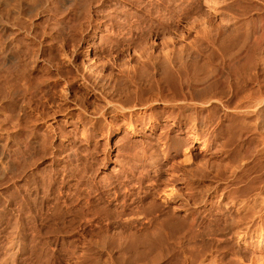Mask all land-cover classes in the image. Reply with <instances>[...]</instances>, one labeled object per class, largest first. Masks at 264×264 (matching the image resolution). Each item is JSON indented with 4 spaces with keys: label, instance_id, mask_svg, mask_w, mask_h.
Listing matches in <instances>:
<instances>
[{
    "label": "rangeland",
    "instance_id": "1",
    "mask_svg": "<svg viewBox=\"0 0 264 264\" xmlns=\"http://www.w3.org/2000/svg\"><path fill=\"white\" fill-rule=\"evenodd\" d=\"M125 7L111 13L109 17H112L107 16L109 19L103 18L105 21L99 28L103 33H99L105 40L92 39L91 30L88 41L75 47L79 49L77 67L81 66V60L91 59L92 63L100 64L97 70L101 73L119 77L118 65L123 61L129 66L139 63L140 52L131 40L141 42L143 55L164 53L162 50L167 47L183 44L189 48L190 55L198 56L193 55L197 57L193 61L210 63L217 69L215 79L211 80L217 81L216 86L211 92L222 102L212 103L210 107L194 103L191 111L196 121H190L183 118L189 111L175 105L165 108L161 101L150 100L147 108L136 110L143 116L137 125L123 124L122 116H117L110 127L105 123L107 115L97 111L107 104L103 97L86 96L87 91L81 87L73 90V95L68 93L79 105L83 103V96L87 97L89 116L68 103V109L57 114L54 120L47 118L51 126L64 132V138L54 136L46 140L48 147L45 144L44 152L34 143L32 152L27 150L28 156L23 151L27 163H38L46 186L59 182L61 201L79 207L91 200L90 236L81 221L74 237L60 240L61 243L75 240L73 250L62 253L68 258L66 261L71 260L66 264L73 261L86 264V260H81L89 237L93 241L91 264H104L106 260V264L110 261V264H120L127 259L134 264H264V105L257 107L261 113L252 106L258 92L264 95V61H260L264 58V0H143L140 8ZM124 16L128 17L123 23ZM49 53L64 66L65 57L60 48L55 47ZM67 72V75L76 74L73 68ZM130 81L135 83L137 78L123 80L125 85L120 82L116 86L129 84L126 88L129 89L133 86ZM62 82L60 86L66 88ZM167 85L170 89L164 87L163 93L171 94L168 98L180 97L185 91L180 81ZM171 85H174L172 89ZM211 92L206 95H212ZM61 99L59 96L55 101ZM69 115L73 116L72 124L66 123ZM37 128L49 130L43 123ZM1 137L0 141L7 146L5 150L11 153L14 139ZM202 142L208 148L200 153ZM61 143L66 144V150L60 149ZM70 149L74 153L72 159L65 157ZM185 152L192 156L189 163L182 162ZM30 154L38 155L33 157L37 161L30 159ZM30 172L25 166L18 176H5L0 180V188L13 183L23 186L36 183L37 177ZM170 186L180 193L174 201L162 198ZM8 196L13 195L8 193ZM186 208L188 213H195L196 226L190 221V213H184ZM105 236L113 242V250H103L97 245ZM8 239L9 234H1L0 264L6 256L4 248L8 246L5 244L9 243ZM118 242L124 243L125 252L120 251ZM55 250L51 247L45 263L52 264ZM25 256L20 247L13 262L22 264Z\"/></svg>",
    "mask_w": 264,
    "mask_h": 264
},
{
    "label": "bare ground",
    "instance_id": "2",
    "mask_svg": "<svg viewBox=\"0 0 264 264\" xmlns=\"http://www.w3.org/2000/svg\"><path fill=\"white\" fill-rule=\"evenodd\" d=\"M142 2L143 0H0V138H2L1 136H4L5 138H13L15 143L13 151H10L11 153H8L5 150L7 146L4 147V143L0 141V180L7 175H10L11 177L18 176L20 173H23V171L25 170V166H27V168H29L31 171L30 173H32V175H34L38 179L36 183L34 182V184L30 185L28 184L23 186L21 184L17 185L13 183L12 186L0 188V236L1 234L3 235V233H6L9 234L10 239H8V244L5 243L6 246H8H5L7 249L4 248L6 251L4 252V255L6 254V256L3 257L2 264H15L14 262L16 261L13 262V258L16 251L18 250V248L20 249V247L24 250L26 255L21 260L22 264H47L45 263V256L47 255L51 247H55V249L57 248V250H55L57 251L56 256L55 254V257L52 256V264H66V262L68 263V261L71 260L66 261L68 258H65L63 256V251H69L70 253L72 249L71 247L74 248L73 243L75 242V240L74 242L72 241V239L68 240L71 241L69 243L68 241L67 243H61L60 240L64 237H74V235L79 232L75 230H77L76 228L79 226L81 221H84L82 226H84L85 224V229L87 230L86 232L88 236H90L89 233L91 232L90 229L92 221L91 209L93 208H90L91 200L86 201L85 204L82 203L84 205H81L79 207H75L76 205L72 206L69 202H63L64 200L61 201L59 195L62 193V189H60V187L57 185V183L59 182L55 183V185L52 184V186H49L48 184V186H46L43 183L44 179L42 178L44 177H42L41 175L40 168L37 165L38 163H27V158L25 156H28L27 150L32 152L30 150L32 143H34L35 146L36 144H39L40 148H37H39L41 151H45V146L47 145V142L45 143L46 140L54 136H58L61 139L64 138V132H60L61 130H58V127L56 126H51L52 124H50V122L48 123L47 118L50 117L52 118V120H54L57 114H62V111L68 109V103L70 105L73 104L77 108L82 110V115L86 113L87 116H89L90 113L88 111V102L86 96H92L93 94H97L107 101V104L104 105L105 107L102 106V108L100 107V109H98L97 111L102 116L107 115L105 123L110 127L118 118L117 116H122L123 124L130 125L132 124V122H134L135 125H137L143 117L141 112H139L140 108H147L149 105L148 101L150 100L161 101L165 108H171L175 105V107L177 106L178 108H181V110L183 109L189 111L190 113L185 115L183 118H188L190 121H194L196 118L191 111L192 109H194V103L197 105H209L210 107L212 103L214 104L215 102H222L221 98H217L215 96L216 94L211 92V89L216 86L215 83L217 81L211 80H213L212 78L215 76V74H217V69L210 63L204 62V64H199L197 61H195V58H197L198 56L196 54L193 55L197 57L190 55L191 52L188 51L189 48H187L183 44H180V46L171 44L172 46L165 48L166 50H162L164 53L161 52L159 53L160 55L150 53H144L143 55V53L141 52L143 49L140 45L141 42L139 43V41H137L138 39L133 41L131 40V42L133 43L132 45L135 48L137 47V51L140 52H137L139 53V56L137 57L139 58V60L137 61L139 63L136 62L137 64L129 66L127 64L128 62L123 61L120 65H118L119 77L114 76L113 74V76H111L101 73L100 70H97L100 64H95L94 62L92 63L91 59H87L85 61L81 60V66L77 67V63L75 60L79 55V49H75V47H77V45L79 44H85V42L88 41L87 38L89 37V31L92 30V39L93 37H96V39L99 37L101 42L102 38L104 39V37L100 36V33L103 32H100L101 30H99V28H101L100 26L104 23L103 18H108L109 15H111V13H113L114 11L116 13V10L118 11V8L124 9L123 7L125 6H129V8H140ZM150 6L152 7L153 3ZM161 6L163 5L161 4ZM154 8L157 9L155 5ZM126 13H123V15H126ZM126 17L128 16H124V18H121L123 19V23L124 21H126L124 20ZM261 33L260 35H262ZM248 42H245V44ZM245 44L242 46L244 47ZM68 45H70V48H67ZM225 46L226 45H223V48H226ZM55 47L60 48L63 58L65 57L66 63L64 64V66L62 65L61 61L59 63L57 60H55V57L53 55H50L51 53H49L52 52ZM243 47L240 48L242 49ZM244 48H246V46ZM88 51L89 48H87V53ZM119 52H115L116 56L119 55ZM141 53L142 55H140ZM191 56H193V58H191ZM190 59L195 60L191 61ZM260 61H264V58H262ZM59 64L63 67H61ZM70 68H73L75 70L76 74L74 76L67 75V71L70 70ZM131 78H137V81L133 83L132 81L134 80L132 79V81L130 82L133 86L129 89H126L130 86L129 84L127 87L124 86L125 83H123V80L127 82V79ZM60 81H63L62 83L66 85V88H64L65 86H60ZM171 81H180V86H184L183 88L185 89V91H182L183 94H181L180 97L175 96L174 98H172L171 96L170 98H168L171 94L169 93L170 95L168 96L167 94L163 93L165 89L164 87H169V85L167 84H170ZM78 82L79 86L76 85V83ZM120 82L124 84H122L123 88H121L122 85L118 87ZM116 84L118 85L116 86ZM173 86L174 85L170 86L171 89L173 88ZM79 87H81L83 90H86L88 94L86 96H83V103L81 101V105L77 104L75 98H69L67 96L69 94L71 95V93L73 95V90ZM210 92L213 94L206 95ZM261 94L258 92L255 100H253L254 104L252 102V106H254L257 112H260V109H257V107H261L264 105V95ZM59 96H61L63 100H57L56 102L55 98ZM188 98L190 100H188ZM110 99H113L112 102L110 101ZM194 99H196L197 101H195ZM54 101L56 102V104ZM222 105L225 106V104L223 103ZM75 106L72 107L75 108ZM203 107L205 108V106ZM137 109L139 110L136 111ZM71 116L72 115L66 116L68 118L66 119L67 124L73 123V116ZM39 123H43L44 125H46V127H49V130L47 132L45 130H39L37 128ZM83 132L84 131H82V135ZM82 137H84V135ZM201 145L203 146H201L200 153L208 148V145H205V143L203 142ZM59 146L62 151L67 149L66 144L61 143L59 144ZM34 147L33 150H36V148ZM23 151H26V155H24ZM73 154V151L70 149L65 153V157L72 159L74 156ZM30 156L29 157L31 159L36 155L32 156L30 154ZM37 159L38 158H33V160L36 161ZM181 159L183 163H189L191 162L192 156L190 153L185 152ZM57 180L59 181V179ZM8 193H12L13 196L9 197ZM178 194L180 193L176 191V188L174 189V187L170 186L168 190H166V192H163L162 198L174 201L176 197H179ZM259 196L260 195H258V197ZM117 213L119 214V212ZM184 213L189 214L190 212L188 213L186 208V210H184ZM194 214L195 213L193 212L190 213V216L192 217V219L190 220L191 223L195 218ZM230 221H232L231 218ZM194 222L192 225L196 226V223ZM192 225L190 224L191 228L194 227ZM219 232L220 231H218V233ZM20 237H23V240ZM108 238V236H105L103 238V241H97V245H99L100 248H103V250L110 251L113 250V242L109 241ZM85 243L86 244L84 246L86 250L83 251L85 253L84 256H82L85 259L83 258V260H80H86V264H91V248L93 245L91 237H89ZM117 246L120 251L125 252L126 247L124 246V243H119ZM106 261L104 264H106ZM73 262H75L73 264H79L77 263V261ZM258 263L261 264V262ZM81 264L85 263L81 262ZM120 264L134 263L132 262V260L127 259L125 263Z\"/></svg>",
    "mask_w": 264,
    "mask_h": 264
}]
</instances>
